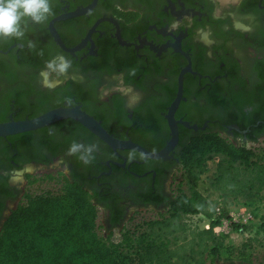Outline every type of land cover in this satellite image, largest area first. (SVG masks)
Listing matches in <instances>:
<instances>
[{"label": "flooded vegetation", "instance_id": "flooded-vegetation-1", "mask_svg": "<svg viewBox=\"0 0 264 264\" xmlns=\"http://www.w3.org/2000/svg\"><path fill=\"white\" fill-rule=\"evenodd\" d=\"M52 11L22 40L0 39V123L78 109L149 153L176 139L163 158L141 159L70 118L0 138V229L28 194L19 182L61 176L91 197L106 235L122 230L139 209L166 211L194 138L264 139V0H52ZM60 56L65 74L48 68ZM74 141L98 146L91 163L67 154Z\"/></svg>", "mask_w": 264, "mask_h": 264}, {"label": "trees", "instance_id": "trees-1", "mask_svg": "<svg viewBox=\"0 0 264 264\" xmlns=\"http://www.w3.org/2000/svg\"><path fill=\"white\" fill-rule=\"evenodd\" d=\"M213 156L219 159L213 170L212 187L221 199L245 192L254 197L258 194L264 185V148L235 145L216 133L203 135L181 150L179 170L190 180L196 178ZM240 176L243 178L238 179ZM38 180L59 187L39 194L26 193L23 203L6 217L0 229V264H18L24 236L34 235L45 236L49 242V255L44 264H170L171 260L180 264H214L221 260L249 264L250 244L243 243L235 255L223 246L212 229L220 220L230 221V218L224 210L216 214L214 208H209L206 197L192 185L188 193L177 190L158 219L144 222L146 234L134 239V228L101 234V226L96 222L97 207L77 184L61 176L31 178L28 184ZM199 214H205L210 220L208 229L192 235L185 244L169 247L165 237L182 229L179 219ZM215 215L216 220L212 219ZM229 225L235 230L243 229L237 223ZM257 229L264 234V217ZM194 241L198 248L209 243L203 247L204 256L200 254L197 259L193 257ZM230 255L234 256L230 258ZM27 257L23 260L27 261Z\"/></svg>", "mask_w": 264, "mask_h": 264}, {"label": "rangeland", "instance_id": "rangeland-1", "mask_svg": "<svg viewBox=\"0 0 264 264\" xmlns=\"http://www.w3.org/2000/svg\"><path fill=\"white\" fill-rule=\"evenodd\" d=\"M244 146L246 148H264V139L255 145L245 143ZM218 159L219 158L216 156L211 157L208 164L203 167V170L197 175V177H194L191 180L186 178L178 169L177 174L174 177L173 188H175L176 191L182 190L183 192L188 193L190 189L189 186L192 185L193 189L206 197L209 203V208H218V214H220L221 210H224L230 218V221L225 219L220 220L219 223L214 226L215 231L212 230V233L222 240L223 246L229 248L231 254H234L239 248H241L243 243L248 242L250 244V247L247 249L250 251L249 264H264V234L260 233L257 229L259 222L262 221L264 217V185L255 197L245 192L243 195H235V197L227 195V198L224 200L221 199L219 193L212 187V179L214 176L213 170ZM241 178L243 177H238V179ZM19 184L30 194L53 191L57 188L53 183L43 181L35 182L30 185L28 184L25 187L22 182H19ZM206 212H208V209ZM99 216L100 215L98 214L96 219L98 224H100ZM158 216L159 214H155L152 210L139 209L124 223L123 228L128 230H133L134 228L136 232L133 233V237L134 239H136V237L139 239V237H143L147 232L144 222L158 219ZM216 217L217 216L215 215L212 219L216 220ZM178 222L182 226V229L165 237L168 239L169 247L187 243L192 235H195L201 230H205L204 226L209 223L210 220L205 214H199L194 216H182ZM230 222L239 224L243 229H232L229 225ZM100 233L105 234L106 230H103L101 227ZM24 238L25 244L19 251L20 260L18 264H44L49 255V242L46 240V237L34 235L24 236ZM195 244L196 241H194L192 247L195 252L193 257L194 259H197L200 257V254L201 256H204L203 247L209 246V243L205 242V244H203L204 246L199 248ZM234 255H230V258ZM26 256H28V260L24 261L23 258H26ZM229 263L226 260H221L214 264ZM170 264L180 263L176 260H171ZM183 264L193 263L186 262Z\"/></svg>", "mask_w": 264, "mask_h": 264}, {"label": "clouds", "instance_id": "clouds-1", "mask_svg": "<svg viewBox=\"0 0 264 264\" xmlns=\"http://www.w3.org/2000/svg\"><path fill=\"white\" fill-rule=\"evenodd\" d=\"M52 0H0V39L22 40L25 37L29 22L32 24H44L53 15ZM29 48H34L33 42H28ZM71 66V61L60 56L48 64L51 72L65 74ZM98 149L96 144L83 145L73 142L68 155H76L78 159L89 164L94 159V152ZM135 152L128 154V160L135 157ZM143 159V154H141Z\"/></svg>", "mask_w": 264, "mask_h": 264}, {"label": "water", "instance_id": "water-1", "mask_svg": "<svg viewBox=\"0 0 264 264\" xmlns=\"http://www.w3.org/2000/svg\"><path fill=\"white\" fill-rule=\"evenodd\" d=\"M88 10L89 7L81 10H76L75 12L69 14L68 17L81 15L82 13H85ZM50 30H51L50 31L51 36L53 37L55 43L58 44L60 47H62L57 35L53 32L52 29ZM174 103H176V101ZM66 118H70L79 122L82 126L88 129L93 135H95L97 138H99L102 142H104L111 148L134 150L139 152L140 154H143L145 158H149V159L163 158L168 152V150L173 146L176 139V135L172 133L171 140L169 141L166 147H164L161 151L157 153H149L143 150L142 148H140L139 146L132 144L130 142L115 141L109 135H107L92 118L80 112L78 109H62V108L48 111L43 115H40L32 119L0 123V138H5L7 136L35 130L47 126L50 123H53L57 120L66 119Z\"/></svg>", "mask_w": 264, "mask_h": 264}, {"label": "built area", "instance_id": "built-area-1", "mask_svg": "<svg viewBox=\"0 0 264 264\" xmlns=\"http://www.w3.org/2000/svg\"><path fill=\"white\" fill-rule=\"evenodd\" d=\"M218 210H219L218 208H214V212H215L216 214H218ZM204 228H205V229H208V223L204 226ZM212 230L215 231V228H213Z\"/></svg>", "mask_w": 264, "mask_h": 264}, {"label": "bare ground", "instance_id": "bare-ground-1", "mask_svg": "<svg viewBox=\"0 0 264 264\" xmlns=\"http://www.w3.org/2000/svg\"><path fill=\"white\" fill-rule=\"evenodd\" d=\"M232 237V236H231ZM240 238V237H239Z\"/></svg>", "mask_w": 264, "mask_h": 264}]
</instances>
